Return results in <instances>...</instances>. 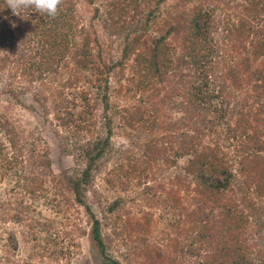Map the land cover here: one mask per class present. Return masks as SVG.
<instances>
[{
	"label": "rangeland",
	"instance_id": "374dc122",
	"mask_svg": "<svg viewBox=\"0 0 264 264\" xmlns=\"http://www.w3.org/2000/svg\"><path fill=\"white\" fill-rule=\"evenodd\" d=\"M108 1L97 0L95 5L89 6L86 0H79L78 10L85 23H88L97 8L101 9V16H104ZM181 1L168 0L161 5L163 18L167 22L163 27L176 26L174 19L178 18L183 27L189 28L200 10L204 12L210 8L213 24L207 46L215 47L218 57L227 56L220 59L216 57L210 75L218 87V96L226 102V108L231 113L224 121L211 115L204 119V114H201L202 120H191L185 109L180 107L184 100L181 96L183 88L190 81L187 76L190 71L186 69L168 71L162 68V76L169 72L164 78L166 83L161 81L163 77L159 75L152 77L154 86L161 90L160 96L157 95L152 102L147 94L139 90H133V93L124 97L114 94V88L122 86L125 92L126 88L132 86L128 85L127 79L119 84L120 79L114 74L110 75L111 104L123 110L128 108L130 113L121 111L113 117L111 153L99 161L98 171L84 194L89 211L77 204L74 196L64 187L59 186L58 192H64L71 201V206L60 213L59 208L55 207V200L59 203L66 200L65 197L54 195L56 190L53 189L56 185L54 179H60L62 172L68 170L72 173L73 170L85 168L79 156L81 150L76 147V139L69 140L72 131H66L54 115V101L58 102V93H64L59 102L66 103L72 100L71 93L74 91L88 89L95 97L93 105L96 109L87 115V124L90 123L92 128L91 133H82V143L84 145L92 136H106L103 131V104L96 101L98 96L96 88L91 86L89 73L79 74L82 76L81 82L75 89L68 88V78L75 74L72 66L63 69L60 75L48 78L46 83H31L29 77L22 75L17 61L22 48L18 45L10 47H17V55H12L7 49L0 52V58L6 63L5 67L0 68V118L16 133L9 140L16 139L19 142L25 151V160L33 158L31 150L38 146L42 160L46 159L48 166H51L41 168L45 176L40 175L41 170L34 172L45 181L44 187L49 194L44 192V197L49 195V204L44 198L38 200L30 215L27 214L28 219L18 214V204L22 199L30 204L31 196L17 189L15 178L0 176V264H110L92 242L91 214L101 222L103 237L110 238L107 245L109 257L120 264H221L223 261L222 264H231L232 259L228 257L217 259V240L214 236L216 222H211V228L207 226L211 216L199 222H190L188 218H193L190 214L201 210L195 198L196 184L184 171L190 157L178 159L176 165L170 168L163 160V148L168 146L176 149L182 145V135L186 133L194 136L198 129L202 131V145L211 144L209 146L235 158L239 145L226 130L229 126L234 128L241 114L253 104L256 106L257 97L264 99V55L261 57L253 52L257 36L264 38V11L259 13L264 9V3H260L258 9H247L250 2L264 0H219L216 4L210 3V0ZM156 6V2L144 6L143 17H147ZM99 34L103 36L104 31L101 29ZM150 34L158 36L154 29H151ZM121 38L114 36L115 46L112 50L115 60L120 58L118 48ZM169 43L177 46L174 45V38ZM177 47L179 53L182 48L180 45ZM133 58L135 56L126 68L127 76L135 73L131 69ZM150 61L154 64L152 59ZM227 71H230L229 75ZM39 94L45 95L47 103L37 100ZM145 99L153 106L148 113L155 120L153 132L143 123L131 127L124 118L143 117L146 112L140 108L151 107ZM217 103L219 107V101ZM219 130L223 133L218 134ZM5 137L2 136L3 142L9 154H12V145ZM235 170H238L237 166ZM188 186L189 189L186 188ZM216 214L214 218L217 221ZM39 217L45 224L57 222V226L46 228L44 233H33L29 227L30 221L33 223ZM138 225L145 230L139 231ZM65 232L68 235H64ZM196 239L200 241L196 242ZM47 241L57 243V247L50 245V255L63 250L64 257L54 260L50 255L42 256Z\"/></svg>",
	"mask_w": 264,
	"mask_h": 264
},
{
	"label": "trees",
	"instance_id": "16d2710c",
	"mask_svg": "<svg viewBox=\"0 0 264 264\" xmlns=\"http://www.w3.org/2000/svg\"><path fill=\"white\" fill-rule=\"evenodd\" d=\"M167 1L109 0V9L105 10V15L101 16V9L97 8L86 24L78 10L79 0H0V52L7 49L12 55H17L16 48H22L17 59L22 75L29 77L31 83L40 81V84H43L48 78L60 75L63 69L67 70L72 66L75 74L68 78V88L75 89L81 82L82 76L79 74L89 73L91 86L96 88V101L103 104V131L106 136H92L83 145L82 133H91L92 126L87 124V115H91V111L96 109L93 105L95 97L86 89L71 93L72 100H66V103L59 102L64 97V93L59 92L56 96L58 102L54 101L56 120L66 131H72L69 140L76 139V147L81 150L79 156L82 163H85L84 169L73 170L72 173L67 170L62 172L60 179H54V195L65 197L66 200L62 203L55 200V207L59 208L60 213H64L62 210L71 206V201L64 192H58L59 186L70 192L77 204L90 210L84 200V194L98 171L99 161L111 153L109 148L114 133L113 117L121 111L130 113L128 108L123 110L118 105L116 107L111 104L110 75L114 74L120 79L119 84L127 79L128 85L132 86L126 88L125 92L122 86L114 88V94L124 97L133 93V90H139L147 94L152 102L161 92L154 86L152 77L159 75L163 77L161 81L164 82L169 72L162 76V68L168 71L186 69L190 71V75H187L190 81L188 86L183 88L181 96L184 100L180 107L185 109L191 120H200L201 114H204V119L211 115L224 121L231 113L230 109L226 108V102L218 96V87L210 75L218 57L215 47L207 46L213 24L210 8L204 12L200 10V14L195 16L189 28L183 27L178 18L174 19L176 26L166 28L163 27L167 22L163 18L161 5ZM186 1L188 0L181 2ZM86 2L93 6L97 0ZM153 2H156V8L151 10L147 17H143V7ZM218 2L219 0H210L212 4ZM260 3L264 2H250L247 9H258ZM262 11L264 9L259 13ZM101 29L104 31L103 36L99 34ZM151 29L156 30L158 36H152ZM114 36L122 37L118 48L119 60L113 57ZM171 38H174L175 46H181L179 53V47L169 43ZM255 41L253 52L262 57L264 38L257 36ZM11 46L17 47L10 49ZM133 56L135 58L131 69L135 73L127 76L126 68ZM221 57L227 56L221 55L218 58ZM151 59L154 64L150 63ZM5 65V60L0 58V68ZM229 70L234 72L233 69ZM227 74L229 75L230 71H227ZM36 97L40 103L47 101L44 94ZM257 100L256 106L253 104L241 114L234 128L229 126L226 130L229 137L239 145L235 158L209 146L211 144L202 145V131L198 129L194 136H188L186 133L182 135V145L176 149L168 146L163 148V160L170 168L176 165L178 159L190 157L184 171L196 184L195 198L198 199V209L201 210L190 214L193 218H188L190 222H199L208 216L213 218V221L209 219L210 224L207 226L211 228V222H216L214 236L217 240V259L228 257L232 259L231 264H264V99L257 97ZM141 101L145 102L143 99ZM146 101V104L151 105L150 101ZM217 101L220 103L219 107ZM152 107L151 105L140 108L146 112L143 117L124 118L131 127L135 128L137 124L143 123L153 132L156 128L155 120L148 116ZM221 133L223 132L219 130L218 134ZM15 134V130L0 118V176L15 178L17 189L31 196L30 204L25 203L23 199L18 204V214L28 219L34 203L38 200L44 198L46 204H49V195L44 197V192L49 194V191L44 187L45 181L39 177L46 175L41 168L51 166H48L46 159L42 160L38 146L31 150L33 158L25 160V151L19 142L16 139L9 140V137ZM3 135L12 145V154H9L3 142ZM64 150L67 152V148L64 147ZM236 166L238 170H235ZM36 170H41V174L36 176ZM180 182H183L181 178ZM186 188L189 189V186ZM207 211L209 214H206ZM215 213L217 221L214 218ZM90 216L93 222L92 242L108 263L120 264L108 255L107 245L110 238L103 237L101 222L93 214ZM30 224L33 233H44L46 228L57 226V222L45 224L40 217L33 223L30 221ZM137 229L141 231L144 227L138 225ZM64 235H68V232ZM198 241L200 240L196 239V242ZM44 244L42 256L50 255V245L57 247L56 241H47ZM54 253L50 255L54 260L65 255L63 250L58 254Z\"/></svg>",
	"mask_w": 264,
	"mask_h": 264
}]
</instances>
